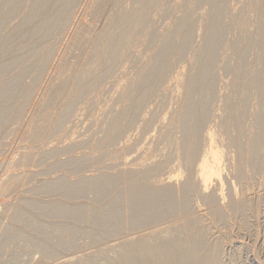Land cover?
<instances>
[{"label": "rangeland", "instance_id": "rangeland-1", "mask_svg": "<svg viewBox=\"0 0 264 264\" xmlns=\"http://www.w3.org/2000/svg\"><path fill=\"white\" fill-rule=\"evenodd\" d=\"M80 1L78 4H70V7L63 12V15L68 19L70 17L69 14L71 13V17H73L75 12L74 17L70 19H73L74 21L72 20L71 24L69 22V24L66 26L67 28L65 27L63 32L58 30L59 32L50 34L52 36L46 34V37H48V35L50 36L49 38L43 37L45 35H41V38L43 39H41L39 36L38 41H36L34 46L33 43H29L27 41V37L31 36V31L24 33L27 32V30L24 31L26 28L24 23L26 24V21L29 19L28 16L35 11L36 7L34 5L36 2H38V0H0V13H2V15L4 14V16L0 14V69L2 68L4 71L3 73L7 72L9 75L8 76L7 73L3 74L1 73L2 71H0V74L3 76H0V92L4 86H7L6 83H10L11 81H16L15 85L18 84V90L21 88L20 91L30 85L25 90L23 89L25 91L24 93L20 92L22 98L20 96L21 100L19 99L17 104H15L16 102L10 103L8 105L0 104V185L1 183L3 184V182L9 181L13 175L17 178L20 177V179L18 178L19 185H17V187L14 189H11L9 192H3L0 186V264H69L71 261L74 264H77V261H80L78 263L82 264H110L111 262L114 263L116 260L118 261L115 262L116 264H124V261H127L126 263H128V261L129 263H137L138 260L135 261L134 259L136 258H132V254L134 255L135 253V256H141L144 255L145 252L147 253V250H149V241H151L150 243L153 245L157 241L155 245L158 246H161V244L165 245V243L167 245H170V243L178 244V242L181 240H188L197 234V230H194L189 233L190 235L187 234L184 236L186 232H183L181 223L183 217L180 214L171 212L170 205L172 201L168 202L171 198V200L174 199L176 202L179 199L184 198L183 200L185 201L181 202H189L190 205H188V207H191H189V210H197V212L190 211V213L196 215L198 214L201 217L202 225L199 227L200 229H208L204 230L206 240L204 247H208L206 249L208 250L211 249V245L213 247L217 245L222 254H220L221 257L219 258L221 260V264H264V166H259L262 163L261 158L263 157L262 154L264 155V153H262L263 150L259 154L260 162L258 163L257 161L258 166L255 163L254 165L251 164L252 166H248L247 168L248 173H250L248 174V186L250 189L249 187L247 189L249 192H251L249 193L250 196L252 197L253 195V199H255L256 202L259 201V203L257 202L258 204L253 209V211L251 210L250 204H240L235 209V212L230 211L232 208L230 206L233 202L232 189H234L235 192L237 191L236 193L238 195L247 192V186L245 187V184L243 185L238 179L239 173L237 170L235 173V171H231L233 169H230L229 166V161L233 162V159L231 161L229 155H231V152H235L232 155L236 154L237 151L235 148L231 149V147L228 146H224V148L222 147L224 153L229 151L227 155L225 154V157H228L224 158V163L226 164H224L223 170V174L227 173L228 176L227 178V176L225 177L223 175V179L227 178L229 183L227 182L228 180H223V186L225 187H222L224 193L222 194L223 197L226 198L225 201H223L224 199L222 200V202L225 203H221V205L226 210L228 207H230L228 208L229 211H224L225 209L223 210L224 212L222 211V214L224 213V218L222 220L209 213L211 212L212 207L208 205V201L207 203L204 201L206 207L203 205L204 203H202L201 200H203L204 197L198 194L197 188L192 181L196 173V168L204 154L203 152L205 151L203 150L204 144L206 143L204 141V136L207 132H210L211 128L214 126L215 128L219 127V129H223V122L221 123L222 125L220 123L218 124L219 118L221 119L219 122H221L222 119H225L226 115L230 116L231 114V109L233 108L234 103L233 98L236 97L234 96V94H236L234 90L235 86L232 84V82L236 84V88L237 86H242L244 88L248 87L245 89L248 92L243 91L246 97H249L246 108V111L248 112V114H246L248 117L246 116L245 119H243V125H247L246 127H248V130L250 129L249 125H251V127L254 126V130H249L253 135L252 136L250 133L249 138L251 139L254 137V135L256 136V134H258L257 137H261L262 135L259 136V134L264 133V131H261L262 129L259 128L261 125L259 123H257V125L255 124V121H258L257 118L259 116L264 118V96L260 93L261 89L264 87V70L262 71L264 66L261 65L262 61L264 64V43H262V40L264 42V17L261 19L262 21L260 20V22L263 24L252 19V13H249L251 9L248 8V6L250 7V2L253 0ZM74 7L75 9H73ZM200 14H203L204 16ZM76 15L77 17L75 18ZM201 16L203 19H201ZM241 18L250 19V22L246 21L247 26L245 25V27H242V25L236 23L239 20H242ZM202 20L204 21L202 22ZM64 21L65 20H63L62 23L66 25L67 22L64 23ZM203 23L207 26L202 25ZM254 23L258 25V28H256V26H252ZM237 24L239 28L235 27ZM232 25L235 26L233 27ZM248 26L250 28H248ZM259 27L263 29L262 33L260 34H258L260 31ZM240 28H242L247 33H245L242 29L240 31ZM249 29L252 32L253 30L256 31L252 34V32L250 33ZM15 31H18L17 33H19L21 36L17 33H14ZM200 31L202 33H200ZM241 32H244V35ZM55 33H58L59 35H56ZM255 33L258 34L259 37L263 35V39L261 40V37L259 39L257 35H254ZM23 34L28 35L25 36V39H20L22 36L24 38ZM245 34L249 35L246 36ZM249 36L253 37L250 39ZM167 37L171 38V47L169 49L170 57L167 58V62H170H166V67L168 69H164V73L162 72L161 77L159 74L158 79L160 78L161 80L159 79V83H156L155 85L157 86V89L155 86L153 87L155 88L154 92H152L154 96L151 94L152 98L150 99L151 95L149 94L150 97L149 95H146L150 100L147 97L142 98V102L140 103L141 106L139 107L145 108H139L137 112V115L139 114L138 117L137 115L134 116V119L133 117H127L128 108H130V105L135 102L136 96L138 95L139 97L138 90L141 89L139 86L141 84L145 86L143 82L138 83L140 81V73L142 70H144V67L147 66V64L152 63V60L155 61L160 56V54L165 52L164 44ZM256 38H258V40H256ZM94 39L97 41V43ZM8 40L9 43L11 42L10 40H12V43L9 45ZM48 40H50L52 43ZM259 41L262 43V45ZM49 42L51 43L50 46L46 44ZM210 42H212L210 45L212 48L208 46ZM256 44H260L263 48L261 49V46H257ZM11 45L14 48L16 47L15 49H18V53L15 52V54L18 57H20V55L23 57L21 56L20 58H16L14 53H12L13 55L11 53L7 54L6 52L9 50V48H11ZM37 47L40 49H37ZM197 47H200V49L202 48L201 51L199 48L198 51ZM231 47L233 48L235 54L236 50H238L242 56L238 53V51L237 53L239 56H237V54L233 55L234 52L232 54L233 50ZM227 48H230L232 51L230 49L228 51ZM211 49H213V52H210ZM241 50L242 53L240 52ZM255 50L257 52H255ZM193 53L196 54L192 55ZM10 54L11 56H9ZM46 54L49 56V59ZM253 54L256 56L259 55V58H255L256 56ZM2 55H6L8 58L11 57V60L10 58L8 59ZM14 56L18 63H15L16 61L13 59ZM228 56L229 58H227ZM192 57L194 58V62L192 61ZM170 58L171 60H168ZM21 59L26 63L22 62ZM146 59L148 61L144 65L143 63L146 62ZM186 61H189L190 64L192 62L191 65L193 67H189L187 65L183 66L185 63H187ZM40 62L42 63L39 64ZM189 62L187 64H189ZM16 65H19L20 67ZM143 65L144 67H142ZM240 66L242 67V71H240ZM12 67L14 68L12 69ZM184 67H186L185 69L189 68V70L184 71ZM179 68L180 71L182 70L183 72L181 71V73H179V70V72L176 71ZM14 69L17 70L15 71ZM236 69L238 71H235ZM252 69H256V73L255 70ZM231 70H233V72ZM165 71L167 72L165 73ZM173 71L177 74H175ZM186 71L188 74L189 71L190 74L193 72L191 75L195 76L194 80L190 84H188V82L187 85L185 83L186 78L184 77V75L186 76L187 74ZM246 72H249V74L252 73L253 76H255V74H263L261 78L262 81H258L260 83L256 82L261 85L262 88L253 82L254 87L252 89L253 83L252 86H250L251 77L249 78L250 81L248 80V77H245L246 75H251ZM173 73L175 75H173ZM243 73L244 75H240ZM181 74L184 78H182ZM126 75H130L128 77L129 79L132 77L130 79V81L132 80V83L129 88L124 85V82L127 81ZM12 76L14 78L17 76L20 77H17L13 81L11 80V78L14 79ZM178 76H180V80L177 79ZM2 78H5L6 80H3ZM118 78H120L119 81ZM122 78L124 79V82L121 80ZM113 79L117 81H114ZM174 79L178 80V82H176ZM181 80L183 83H180L182 82ZM169 82L170 85L167 84ZM174 82L177 83L175 87ZM247 82H250V84L248 83L247 85ZM179 83L184 85L181 86ZM226 83L229 86L226 85ZM86 84H89L87 85L88 87ZM118 84H120L121 89L119 86H117ZM230 84H232L234 88H232L233 86ZM22 85L23 87H21ZM122 86L124 89H122ZM257 86H259V88ZM221 87L224 88L221 89ZM242 87L241 89L243 90L244 88ZM222 90H224L223 93ZM230 90H232V92ZM124 91H126V93ZM18 94L19 93H17V96H19ZM230 94L233 96H229ZM222 95L224 96V99H228H226V101H222ZM96 96H99V99ZM176 96L178 98H175ZM1 97L2 96H0V98ZM179 97L181 99L180 102ZM146 98L148 100H146ZM23 99H26V101ZM182 99L183 101L185 100L187 119L186 121L178 120L176 123V119L173 116L176 115L175 112L181 110L178 106H182ZM219 99L222 101V103ZM229 100L233 101L229 102ZM143 103L146 104L144 105ZM176 106L180 110H178ZM251 106H254L258 111L253 110V107ZM257 107L259 109H257ZM84 109L86 110L84 111ZM4 110H6L7 113ZM82 110L83 112H81ZM252 110L255 111V115L254 113L250 112ZM259 112L261 114H259ZM58 113L60 114L58 115ZM217 113H222L223 116H221V114L219 116ZM213 114H215V117L218 118L217 121H215L216 119L213 118ZM142 116H144V118ZM160 120L164 123H159ZM213 121L214 124H212L213 127H211V123H213ZM174 122L176 123V126L174 125ZM215 122L218 124V126L215 125ZM171 123L172 125H168ZM162 124L165 127V130L163 126L161 128ZM262 128L264 129V127ZM219 129H215V131L217 133L220 131L221 133V131L224 130ZM248 130H245L246 133ZM215 131L212 132L214 133ZM249 131L247 134H245L249 135ZM253 131H255V133H253ZM217 133H215V136H219ZM153 137L155 141L154 139L152 140ZM205 146L207 145L205 144ZM46 148L47 150H45ZM145 148L147 150H145ZM204 149H206V147H204ZM230 149L232 151H230ZM144 151H147L148 156H146ZM26 154L32 157L31 159L28 157V160H30H27V162L22 160L23 156ZM232 155L231 158H234ZM78 157L81 158L79 159ZM127 158L129 159L127 160ZM125 159L126 162L128 161V165L126 162H124ZM227 159L229 161H227ZM234 159H236V157ZM122 163H124V167ZM125 165L131 168H126ZM176 166L180 170V173H178L179 170H176L178 175H176L177 173H173V175H176H174V177L178 176V179L180 177L179 175L181 174L180 181H178L181 183V179L183 177L182 185L184 186L187 184V189L185 188L187 191L185 190L184 193V191H182L183 186H180L182 189L176 186L177 192L174 188V191H172L175 194H173L172 197H168L169 199L164 197L166 200L164 199L163 202L166 203H162L160 206L161 208L159 207L155 212L159 213L160 210V213L162 214L159 215L157 213V216H160V218L156 216V219L160 220L158 222L155 219L149 222L147 219H145L147 217H144L146 213H142L143 215H140L142 217H140L141 225L139 224L137 227L132 225V223L135 221L134 217L131 218L133 222L131 220L130 223L129 218L132 217L130 215H133V213L129 207L130 204H128L127 201L125 202V199L127 200L126 194H123L124 190L126 189L125 186H119V190H117V193L124 195L125 198L123 196H119V194H117L119 198L116 195H112L113 197L110 195V197H96L97 194L94 193L95 191H93L94 189L92 188L94 186L91 187L92 184L95 185L97 180L103 178L104 176H120V173L122 172L123 174V171H126V169L130 171H139V173H141L139 177L141 180L146 181L152 176H155L156 178H160L162 180L164 179V184H166L169 181V177H172L171 171L176 172ZM226 167L229 171L225 170L227 169ZM167 171L170 172V175ZM137 172L135 171V173ZM233 172L235 175H237V178L233 176ZM252 172H254V174ZM111 174L112 176H110ZM7 175H9V177ZM1 179L3 180L1 181ZM233 179H235L234 183ZM69 181L71 182L69 183ZM225 182H227L229 186L225 184ZM67 183L72 188H70ZM167 184L170 185L169 182ZM232 184L235 186L233 185L232 187ZM179 185L181 184H178V186ZM212 185L213 184L209 186L208 193L210 192L212 194V192L215 191L214 194H216L217 189L213 188L215 185H213V187ZM226 185L229 188H227ZM80 189L85 191L77 192ZM179 189L181 190L178 191ZM212 189L215 190L213 191ZM229 190L231 194H229ZM210 193L209 195H211ZM259 193L260 195H258ZM256 196L259 197L257 198ZM174 197H178L179 199L176 200ZM227 198H229L231 201ZM35 203L37 204V207L34 206ZM226 203L229 204L228 207H226ZM116 205L120 206L119 209L122 207V212L121 210H118L121 213L112 212L114 211L113 209L116 208H114ZM162 205H165L166 207ZM33 207H36L35 210ZM61 207H63L64 214H67L63 215L58 211ZM68 207L69 209L72 207L73 210L79 211V213L84 212V215L82 214L83 217H81V214H79V216H81L78 217L82 219H78L81 222L78 221L77 218L74 220L71 214H68V211H65L68 210ZM123 208L130 212H126ZM198 209L200 211H198ZM16 210L17 212H15ZM18 210L21 211L19 212L21 214V217L19 218L17 215H15L16 213L18 214ZM58 212L60 214H58ZM107 212H109V215ZM87 216H90V221L88 220ZM128 216L129 218H127ZM12 217L14 220L11 219ZM91 217L92 219H99L96 221H100V223L98 222L97 224L95 221L94 224V221L90 219ZM164 217L165 219L163 220ZM100 219H102L103 222ZM177 220L181 223V226ZM167 225H169V227L171 226L169 233H161L162 229L165 230L163 227H166V229L169 228ZM175 228H177V230ZM76 230H78V232ZM156 230L157 233L154 234L155 236L150 235L153 232L155 233ZM143 231L145 232L143 233ZM66 232H69L68 235L71 232V235L74 233L73 236L69 235L72 237V242L69 240L71 237L69 238V236L65 234ZM64 234L66 235L65 239ZM67 236L69 238L67 239L68 241L66 240ZM148 236L151 237L148 238ZM141 237L142 239H140ZM136 238L139 240H136ZM143 239H147V241L145 240L147 243L143 242ZM133 242H136L137 244H131ZM174 244H172V246ZM180 246L181 245H179L178 248L181 250L179 251L181 252L180 254H182L183 249L182 246ZM150 252H153V250H149L148 253ZM150 254L154 255L153 253ZM146 264H151V262Z\"/></svg>", "mask_w": 264, "mask_h": 264}, {"label": "bare ground", "instance_id": "bare-ground-1", "mask_svg": "<svg viewBox=\"0 0 264 264\" xmlns=\"http://www.w3.org/2000/svg\"><path fill=\"white\" fill-rule=\"evenodd\" d=\"M80 0H38V2H36L35 3V11L33 12V13H31L28 17H29V19H28V17H27V19L29 20H27L26 21V24L24 23V25H25V27L24 26H22V27H24L25 28V30L24 31H26L27 30V32H24L22 29V31L24 32V33H28L29 31H31L30 32V34H31V36H29V37H27L28 39H27V41L30 43H33V45L35 46V43H36V41H38V38H39V36H40V38L42 37L41 35H45V36H43V37H46V34H52V33H54V32H63L64 31V29H65V27L69 24V22H70V24H71V21L73 20H70L71 18H73L74 17V15H75V12H74V14H73V17H71V13L69 14L70 15V17H69V19L68 18H66L64 15H63V12L65 11V10H67L69 7H70V4H74V3H80L79 2ZM245 1V0H244ZM243 2V1H242ZM247 2V1H246ZM250 2V1H249ZM251 3V5H250V7L248 6V8H250L251 10H250V12L249 13H252V19L254 20V21H256V22H260V20L264 17V0H253L252 2H250ZM249 3V4H250ZM37 4V5H36ZM77 4H76V6H77ZM240 4V3H239ZM242 4V3H241ZM238 5V4H237ZM248 5V4H247ZM18 6V5H17ZM75 6V7H76ZM75 7L73 8V9H75ZM243 7V6H242ZM246 7V6H245ZM15 8V7H14ZM77 8V7H76ZM232 8V7H231ZM237 8V7H236ZM240 8V7H239ZM16 9H17V7H16ZM72 9V10H73ZM80 10V9H79ZM79 10H78V12H79ZM241 10H242V8H241ZM244 10V9H243ZM234 11H236V10H234ZM72 12V13H73ZM77 12V11H76ZM202 13V12H201ZM248 13V14H249ZM1 15H2V13H0ZM204 14V13H203ZM203 14H200V15H203ZM246 14V13H245ZM0 15V16H1ZM234 15V14H233ZM232 15V16H233ZM251 15V14H250ZM2 16H4V14L2 15ZM204 16V15H203ZM77 17V15L75 16V18ZM202 17V16H201ZM239 17V16H238ZM156 18V17H155ZM201 19H203V17L201 18ZM200 19V20H201ZM208 19V18H207ZM206 19V20H207ZM242 19V18H241ZM63 20H65L64 21V23H66L67 22V24L65 25V24H63L62 23V21ZM78 20V19H77ZM250 19L249 18H243L242 20H239L238 22H236V23H239V25H242V27H245V25H246V21H249ZM259 20V21H258ZM264 20V19H263ZM74 21V20H73ZM75 21H76V19H75ZM204 20H202V22H203ZM262 21V20H261ZM154 22V21H153ZM201 22V21H200ZM201 22V23H202ZM250 22V21H249ZM264 22V21H263ZM205 23V22H204ZM202 24V25H205V26H207L206 24H207V22H206V24ZM235 23V22H234ZM260 23H262V22H260ZM228 24V23H227ZM252 24V23H251ZM254 24H256V23H254ZM252 25V26H256V28H258V25L256 24V25ZM263 24V23H262ZM62 25V26H61ZM201 25V26H202ZM71 26H73V25H71ZM70 26V27H71ZM233 26V25H232ZM235 26V25H234ZM233 26V27H234ZM247 26V25H246ZM260 26V25H259ZM262 26V25H261ZM61 27V28H60ZM204 27V26H203ZM235 27H237V28H239V26H238V24H237V26H235ZM241 27V26H240ZM23 28V29H24ZM67 28V27H66ZM73 28V27H72ZM71 28V29H72ZM201 28V27H200ZM205 28V27H204ZM207 28V27H206ZM247 28V27H246ZM248 28H250L249 26H248ZM253 28V27H252ZM256 28H254V29H256ZM260 28V31L258 32V34H260V33H262V31H263V29L261 28V27H259ZM17 29H19V28H17ZM70 29V28H69ZM233 29V28H232ZM241 29L242 28H240V31H241ZM59 30V31H58ZM202 30V29H201ZM206 30V29H205ZM230 30V29H229ZM243 30V29H242ZM251 30H253V29H251ZM257 30V29H256ZM255 30V31H256ZM22 31H20V32H22ZM65 31H67V30H65ZM244 31V30H243ZM249 31H250V29H249ZM254 30H253V32H255ZM18 32V31H17ZM16 31L14 32V33H17ZM22 32V33H23ZM34 32V33H33ZM245 32V31H244ZM244 32H241V33H243V35H244ZM252 31H250V33H251ZM253 32H252V34H253ZM65 33V32H64ZM68 33V32H67ZM71 33V32H70ZM200 33H202L201 31H200ZM199 33V34H200ZM245 33H247V32H245ZM249 33V32H248ZM17 34H19V33H17ZM56 34V33H55ZM58 34V33H57ZM56 34V35H57ZM252 34H250V35H252ZM258 34H254V35H257L258 36V38L260 39V37H261V40L263 39L262 38V36H260L259 37V35ZM263 34H264V32H263ZM20 35V34H19ZM24 35V38H23V36H22V38H20V39H25V36H27L26 34H23ZM48 35V37H46V38H49L50 36H52V35H50L49 36ZM59 35V34H58ZM73 35V34H72ZM201 35V34H200ZM240 35V34H239ZM246 36H248L247 34H245ZM12 36V35H11ZM16 36V35H15ZM21 36V35H20ZM64 36V35H63ZM80 36V35H79ZM235 36V35H234ZM17 37V36H16ZM19 37V36H18ZM251 37H253V36H249V38L251 39ZM264 37V36H263ZM14 38V37H13ZM46 38H45V40H46ZM54 38V37H53ZM52 38V39H53ZM202 38H204V37H202ZM248 38V37H247ZM258 38H256V40H258ZM12 39V38H11ZM15 39V38H14ZM41 39H43V38H41ZM61 39V38H60ZM63 39V38H62ZM73 39V38H72ZM101 39V38H100ZM171 38L170 37H167L166 38V41H165V44H164V49H165V52L163 53V54H160V56L157 58V57H155V58H157L156 60H155V58H154V60L155 61H153L152 60V63H150V64H147V66H145L144 67V65L147 63V59H146V62H144L143 64V66L142 67H144V70H142L141 71V73H140V81L138 82V83H142L143 82V84H145V86L144 85H140L139 87H141V89H139L138 91H139V97H138V95L136 96V98H135V102H134V100H133V104L132 105H130V108H128V116L127 117H133V119H134V116H136L137 115V112H138V110H139V108H141V107H139V106H141L140 105V103L142 102V98H145V97H147L149 94L151 95L152 94V92H154V90H155V88L157 87V86H155L156 85V83L158 84L159 83V81L161 80L160 78V80L158 79V77H159V74H160V77L162 76L161 74H162V72L164 71V69L166 68V69H168L167 67H166V62H167V58L168 57H170L169 56V49H170V47H171V40H170ZM250 39H248V40H250ZM16 40H19V39H16ZM51 40V39H50ZM50 40H48V41H50ZM95 40V39H94ZM11 42L9 43V40H8V45L9 44H11L12 43V40H10ZM21 41V40H20ZM32 41H34V42H32ZM96 41V40H95ZM51 42V41H50ZM46 43V44H48L49 46H50V44L52 43ZM199 42H200V40H199ZM260 42V41H259ZM96 43H97V41H96ZM201 43V42H200ZM261 43V42H260ZM262 43H264L263 42V40H262ZM262 43H261V45H262ZM16 44V43H15ZM63 44V43H62ZM208 44V43H207ZM212 44V42H210L209 44H208V46L209 47H211L210 45ZM235 44H237V43H235ZM40 45V44H39ZM93 45V44H92ZM99 45V44H98ZM257 46H261L260 44H256ZM13 46H14V44H13ZM12 45H11V48H9V50H7V54H9V53H14L15 54V52L16 53H18V49H15L14 47H13ZM55 46V45H54ZM200 46V45H199ZM207 46V45H206ZM256 46V47H257ZM8 47H10V46H8ZM40 47V46H39ZM39 47H37V49L39 48ZM42 47V46H41ZM196 47V46H195ZM201 47H202V45H201ZM254 47V46H253ZM21 48V47H20ZM52 48V47H51ZM200 49V47H197V49ZM212 48V47H211ZM232 48V47H231ZM263 47L261 46V49H262ZM8 49V48H7ZM34 49V48H33ZM40 49V48H39ZM42 49V48H41ZM46 49V48H45ZM199 49H198V51H199ZM202 49V48H201ZM201 49H200V51H201ZM225 49V48H224ZM228 49V51H229V49L230 48H227ZM226 49V50H227ZM254 49V48H253ZM259 49H260V47H259ZM43 50V49H42ZM42 50H40V51H42ZM47 50V49H46ZM45 50V51H46ZM196 50V49H195ZM213 49H211V51L210 52H213L212 51ZM231 50V49H230ZM232 50H233V48H232ZM231 50V51H232ZM258 50V49H257ZM39 51V52H40ZM48 51V50H47ZM92 51V50H91ZM133 51V50H132ZM237 51L238 50H236V54H237V56H239L238 55V53H239V51H238V53H237ZM263 51H264V48H263ZM55 52V51H54ZM197 52V51H196ZM233 52H234V50L232 51V54H233ZM241 53H242V50L240 51ZM255 52H257L256 50H255ZM21 53V52H20ZM223 53H224V51H223ZM226 53V52H225ZM252 53V52H251ZM254 53V52H253ZM260 53V52H259ZM264 53V52H263ZM6 54V55H7ZM11 54L9 55V56H11ZM31 54V53H30ZM34 54V53H33ZM37 54V53H36ZM89 54V53H88ZM91 54V53H90ZM194 54H196V53H193L192 55H194ZM229 54H231V53H229ZM228 54V55H229ZM235 54V52H234V54L233 55H236ZM240 54V53H239ZM6 55H2V56H4V57H6V58H8ZM13 55V54H12ZM19 55V54H18ZM191 55V56H192ZM223 55V54H222ZM241 55V54H240ZM253 55H255V54H253ZM264 55V54H263ZM15 56H16V58H20L22 55H20V57H18L16 54H15ZM15 56H14V58L13 59H15V61H16V58H15ZM37 56V55H36ZM46 56L48 57V59H49V56L46 54ZM89 56V55H88ZM229 56H231V55H229ZM229 56L227 57V58H229ZM242 56V55H241ZM256 56V55H255ZM254 56V57H255ZM23 57V56H22ZM46 57V58H47ZM150 57V56H149ZM194 57V56H193ZM192 57V58H193ZM253 57V56H252ZM259 58V55H257L255 58ZM10 58V60H11V57H9ZM8 58V59H9ZM34 58V57H33ZM153 58V57H152ZM191 58V59H192ZM213 58V57H212ZM212 58H211V60H212ZM233 58V57H232ZM242 58V57H241ZM26 59V58H25ZM56 59V58H55ZM189 59V58H188ZM207 59H208V56H207ZM240 59V58H239ZM252 59V58H251ZM263 59V58H262ZM29 60V59H28ZM27 60V61H28ZM31 60V59H30ZM46 60V59H45ZM44 60V61H45ZM59 60V59H58ZM168 60H171V58L170 59H168ZM190 60V59H189ZM221 60V59H220ZM14 61V60H13ZM14 61V62H15ZM20 61V60H19ZM21 61L22 62H24L22 59H21ZM26 61V60H25ZM191 61V60H190ZM192 61L194 62V58L192 59ZM207 61H209V60H207ZM13 62V63H14ZM22 62H19V63H22ZM38 62V61H37ZM151 62V61H150ZM168 62H170V61H168ZM167 62V63H168ZM187 62V61H186ZM189 62V61H188ZM187 62V63H188ZM210 62V61H209ZM254 62V61H253ZM261 62V61H260ZM259 62V63H260ZM12 63V62H11ZM15 63H18V61H16ZM24 63H26V62H24ZM28 63V62H27ZM42 62H40L39 64H41ZM187 63H185L183 66H185V65H187V66H189V67H191L192 65V62H191V64H190V62H189V64H187ZM218 63V62H217ZM44 64H46V63H44ZM15 65V64H14ZM182 65V64H181ZM238 65H239V63H238ZM262 66H264V64H263V61H262V64H261ZM16 66H18V67H20L19 65H16ZM22 66V65H21ZM38 66V65H37ZM186 66V67H187ZM1 67V66H0ZM42 67V66H41ZM148 67V68H147ZM186 67H184L183 69H184V71L185 70H189V68H187V69H185ZM193 67V66H192ZM241 67V66H240ZM14 67H12V69H13ZM25 68H27V67H25ZM40 68V67H39ZM121 68V67H120ZM128 68V67H127ZM234 68H235V66H234ZM123 69H125V68H123ZM140 69V68H139ZM182 69V68H181ZM190 69H192V68H190ZM226 69V68H225ZM238 70H240L239 68H237ZM235 70V71H238V70ZM15 71L17 70V69H14ZM13 70V71H14ZM87 70V69H86ZM108 70V69H107ZM120 70V69H119ZM170 70V69H169ZM169 70H167V71H169ZM176 70V69H175ZM180 71V68L179 69H177L176 71ZM252 70H255V73H256V69H252ZM264 70V67L262 68V71ZM0 71H2L1 73H3L4 71L2 70V68L0 69ZM6 71H8V70H6ZM5 71V72H6ZM22 71H24V70H22ZM123 71V70H122ZM167 71H165V73L167 72ZM178 71V72H179ZM182 71V70H181ZM181 71L179 72V73H181ZM191 71V70H190ZM190 71H189V74H190ZM232 72H233V70H231ZM240 71H242V67H241V70ZM110 72V71H109ZM174 72V71H173ZM183 72V71H182ZM187 72V71H186ZM185 72V73H186ZM7 73V72H6ZM6 73H3V74H6ZM11 73V72H10ZM18 73V72H17ZM164 73V72H163ZM175 74H177L176 72H174ZM173 73V75H175ZM178 73V74H179ZM193 73V72H192ZM191 73V74H192ZM241 73V72H240ZM246 73H248L249 74V72H246ZM254 73V72H253ZM20 74V73H19ZM115 74V73H114ZM120 74V73H119ZM125 74H127V73H125ZM183 74V73H182ZM181 74V76H182V78H186V80H187V82H186V80H185V83H186V85H187V83L188 84H190L193 80H194V77L195 76H192L191 74L189 75L188 74V72H187V74H186V76L184 75V77H183V75ZM7 75H8V73H7ZM11 75H12V73H11ZM21 75V74H20ZM98 75V74H97ZM117 75V74H116ZM124 75V74H123ZM240 75H244V73L243 74H240ZM249 75H251V76H245L246 78L248 77V80H249V78L251 77V85L250 86H252V83L254 82L255 84H258V83H260V82H258V81H262V75L263 74H260V75H256L255 74V76H253V74L251 73V74H249ZM0 76L1 77H3L1 74H0ZM5 76V75H4ZM9 76V75H8ZM14 76V75H13ZM12 76V77H13ZM72 76V75H71ZM74 76V75H73ZM88 76V75H87ZM107 76V75H106ZM113 76V75H112ZM111 76V77H112ZM127 76V75H126ZM130 76V75H129ZM129 76H127L126 78H127V81L126 82H124V79L122 78L121 80H123V82L125 83L124 85L126 86V87H130L131 86V81H130V79L132 78H128ZM177 76V75H176ZM192 76V77H191ZM238 76H239V72H238ZM18 77V76H17ZM16 77V78H17ZM20 77V76H19ZM18 77V78H19ZM77 77V76H76ZM86 77V76H85ZM102 77V76H101ZM121 77V76H120ZM124 77V76H123ZM179 77V78H178ZM177 77V79L178 80H180V76H178ZM190 77V78H189ZM241 77V76H240ZM8 78V77H7ZM14 78V77H13ZM16 78H14V79H12L11 78V80H15ZM110 78V77H109ZM126 78H125V80H126ZM174 78V77H173ZM3 79V78H2ZM5 79V78H4ZM3 79V80H4ZM8 79H10V78H8ZM76 79V78H75ZM85 79V78H84ZM119 79L120 78H118V81H119ZM176 79V78H175ZM174 79V80H175ZM230 79V78H229ZM232 79H233V77H232ZM237 79H238V77H237ZM2 80V81H3ZM6 80V79H5ZM71 80V79H70ZM78 80V79H77ZM96 80V79H95ZM106 80H108V79H106ZM114 80V79H113ZM139 80V79H138ZM178 80H175L176 82H178ZM184 80V79H183ZM190 80V81H189ZM247 80V79H246ZM1 81V80H0ZM8 81V80H7ZM6 81V82H7ZM80 81V80H79ZM86 81H87V79H86ZM114 81H117V80H114ZM134 81V80H133ZM182 81V80H181ZM226 81V80H225ZM232 81H235V80H232ZM5 82V83H6ZM67 82V81H66ZM74 82V81H73ZM92 82V81H91ZM103 82V81H102ZM111 82V81H110ZM122 82V83H123ZM172 82H173V79H172ZM176 82H174V83H172V84H174V87H175V85L177 84ZM180 82V81H179ZM227 82H229V81H227ZM250 82H247V85H248V83L250 84ZM256 82H258V83H256ZM4 83V84H5ZM15 83H16V81H14V82H10V83H6L7 84V86H4V88L1 90V92H0V96H2L1 98H0V104L2 105V104H10V103H15V104H17V102L19 101V99H20V96H21V93L23 92H25L24 90L26 89V88H28V87H26L24 90L22 89V91H20L21 90V88L18 90V88H19V86H18V84H16L15 85ZM93 83V82H92ZM112 83V82H111ZM114 83H116V82H114ZM120 83H121V81H120ZM180 83H183V81L182 82H180ZM179 83V84H180ZM237 83V82H236ZM246 83V82H245ZM254 83H253V86H252V89H253V87H254ZM263 83H264V81H263ZM66 84V83H65ZM81 84V83H80ZM113 84V83H112ZM117 84V83H116ZM168 85H170V82L169 83H167ZM178 84V85H179ZM235 86V88H234V86ZM232 84H230V85H232V86H230V87H232V88H234V90H235V92H236V94H234V96H236L235 98H233V100H234V103H233V108L231 109L232 111H231V114H230V116L229 115H226V117H225V119H222V121L221 122H219L221 119L219 118V120H218V124L220 123H222L223 122V129H219V127H217V128H215V126L213 127V125L212 124H214V121H213V123H211V127H213V128H211V130L212 131H215V129H219V130H223L224 131V133H223V131H221V133H223V134H221L220 133V131H218L219 133H217L216 131L213 133L211 130H210V132H207L206 133V135L204 136V141L206 142H204L207 146H205V144H204V147H206V149H204V147H203V150H205L203 153V156L201 157V159H200V163L198 164V166H197V168H196V173H195V176H194V179L192 180L193 181V183L195 184V186H196V188H197V192H198V194H200L201 196H203L204 198H205V200H204V198H203V200H201L202 201V203H204L203 205L205 206L206 204H205V202L207 203V201H208V205L209 206H211L212 207V210H211V212H209V213H211L212 215H214L216 218H219V219H223L224 218V213L222 214V211L225 209V208H223L222 207V205H221V203H223L222 202V200L223 201H225V198L223 197V188L225 187V186H223V180H225V181H227L228 179V176H227V173L226 174H223V170H224V164H226V163H224L225 162V160H224V158H227L228 156H226L225 157V154L227 155V153H229V151H227V153H224V150L222 149V147L224 148V146H228V147H231V149H233V148H235L236 149V154L235 155H232V154H234V153H232L231 152V155L232 156H234V158L236 157V159H234V158H231V155H229L230 156V159H231V161H232V159H233V162H230L228 159H227V161H229V166H230V169H233V170H231V171H235V173H236V170H237V172L239 173L238 174V179H239V181L244 185L245 184V187H246V189L249 187L248 185H249V176H248V174H250V173H248V171H247V168H248V166H252L251 164H255L256 163V165L258 166V164H257V161H258V163L260 162L259 161V154H260V152L262 151V153H264V137H263V134L264 133H262V132H260V133H262V134H259V136H261V137H257V135L258 134H256V136L254 135V137H252L253 135H252V132H250L249 130H251V129H253L254 130V126L253 127H251V125H249V127H250V129L248 130V127H246L247 125H243V119H245V117L247 116V114H248V112L246 111V108H247V103H248V99H249V97H246V95H245V93L244 92H246L247 90H245V89H247L246 87L244 88V87H242V88H244L243 90L241 89V87L240 86H237V88H236V84H234L233 82H232ZM87 85H89V84H86V86ZM107 85V84H106ZM110 85V84H109ZM115 85V84H114ZM123 85V84H122ZM160 85V84H159ZM159 85H158V87H159ZM177 85V86H178ZM181 86H183L182 84H180ZM226 85H228L227 83H226ZM245 85V84H244ZM259 85V84H258ZM66 86V85H65ZM64 86V87H65ZM85 86V85H84ZM117 86H119L120 87V84H118ZM124 86V87H125ZM144 86V87H143ZM155 86V88H153ZM162 86V85H161ZM172 86V85H171ZM170 86V87H171ZM229 86V85H228ZM260 87H261V85H259ZM259 86H257L258 88H259ZM21 87H23V85L21 86ZM61 87H63V86H61ZM76 87V86H75ZM88 87V86H87ZM107 87V86H106ZM113 87V86H112ZM125 87V88H126ZM167 87V86H166ZM173 87V86H172ZM171 87V88H172ZM227 87V86H226ZM108 88V87H107ZM176 88H179V87H176ZM175 88V89H176ZM222 88H224V87H221V89ZM250 88V87H249ZM262 88V87H261ZM260 88V89H261ZM63 89V88H62ZM61 89V90H62ZM86 89V88H85ZM90 89V88H89ZM116 89V88H115ZM120 89H121V87H120ZM119 89V90H120ZM122 89H124L123 88V86H122ZM127 89V88H126ZM157 89V88H156ZM163 89V88H162ZM166 89V88H165ZM165 89H164V91H165ZM175 89H173V90H175ZM229 89V88H228ZM251 89V88H250ZM259 89V90H260ZM16 90H17V93H19L18 95L19 96H17V93H16ZM75 90V89H74ZM98 90V89H97ZM129 90V89H128ZM168 90H169V88H168ZM234 90H233V92H234ZM255 90H257V89H255ZM19 91V92H18ZM69 91V90H68ZM86 91V90H85ZM92 91V90H91ZM137 91V92H138ZM172 91V90H171ZM170 91V92H171ZM177 91H178V89H177ZM223 91L224 90H222V93H223ZM226 91V90H225ZM231 92H232V90H230ZM244 91V92H243ZM21 92V93H20ZM27 92V91H26ZM84 92V91H83ZM90 92V91H89ZM125 93H126V91H124ZM123 92V93H124ZM129 92V91H128ZM136 92V93H137ZM248 92V91H247ZM101 93V92H100ZM122 93V92H121ZM165 93V92H164ZM169 93V92H168ZM225 93V92H224ZM254 93V92H253ZM260 93H261V95H263L264 96V87H263V89H261V91H260ZM27 94V93H26ZM29 94V93H28ZM31 94V93H30ZM33 94V93H32ZM88 94V93H87ZM96 94V93H95ZM94 94V95H95ZM120 94V93H119ZM178 94V93H177ZM248 94V93H247ZM97 95H98V93H97ZM147 95V96H146ZM150 95H149V97H150ZM153 95V94H152ZM152 95H151V97H150V99L152 98ZM169 95V94H168ZM178 95H180V94H178ZM223 95H225V94H223ZM222 95V98L223 99H221L222 101H226V99H228V98H226V99H224V96ZM26 96V95H25ZM33 96V95H32ZM154 96V95H153ZM226 96H227V94H226ZM225 96V97H226ZM229 96H231V94L229 95ZM233 96V95H232ZM231 96V97H232ZM23 97H24V95H23ZM28 97V96H27ZM30 97V96H29ZM97 98L99 97V96H96ZM149 97H147L148 99H149ZM158 97V96H157ZM172 97H173V95H172ZM228 97V96H227ZM231 97H230V99H231ZM262 97V96H261ZM21 98H22V96H21ZM146 98V100H148ZM161 98V97H160ZM175 98H178L177 96L175 97ZM99 99V98H98ZM149 99V100H150ZM172 99V98H171ZM174 99V98H173ZM184 99V98H183ZM183 99H182V101L181 102H183V104H182V106L181 105H179L178 107L181 109H178V107H177V109L178 110H180V111H178V112H175L176 113V115L175 116H173V117H175V119H176V123H177V121L178 120H182V121H186V116H187V108L185 107V100L183 101ZM252 99V98H251ZM254 99V98H253ZM21 100V99H20ZM24 101H26V99H23ZM156 100V99H155ZM180 97H179V102H180ZM220 100V99H219ZM220 100V101H221ZM233 100H229V102H231V101H233ZM157 101V100H156ZM222 101H221V103H222ZM143 102H144V99H143ZM147 102V101H146ZM154 102V101H153ZM172 102V101H171ZM170 102V103H171ZM254 102V101H253ZM22 103H23V101H22ZM21 103V104H22ZM155 103V102H154ZM255 103V102H254ZM14 104V105H15ZM144 104V103H143ZM146 104V103H145ZM144 104V105H145ZM174 104H176V103H174ZM19 105V104H18ZM150 105H153V104H150ZM16 106V105H15ZM143 106V105H142ZM175 106V105H174ZM181 106V107H180ZM232 106V105H231ZM20 107V106H19ZM70 107H72V106H70ZM86 107V106H85ZM148 107V106H147ZM228 107V106H227ZM251 107H253V110H256L255 109V107L254 106H251ZM142 108H145V107H142ZM141 108V109H142ZM151 108V107H150ZM169 108H172V107H169ZM218 108H219V106H218ZM5 109V108H4ZM152 109V108H151ZM176 109V108H175ZM176 109V110H177ZM229 109V110H230ZM257 109H259L258 107H257ZM3 110V109H2ZM86 109H84V111H85ZM145 110V109H144ZM249 110V109H248ZM250 111V112H252V113H254V115H255V111ZM4 111H6V110H4ZM70 111V110H69ZM170 111V110H169ZM175 111V110H174ZM256 111H258V110H256ZM79 112V111H78ZM81 112H83V110L81 111ZM142 112H143V110H142ZM220 112H222V111H220ZM261 112V111H260ZM259 112V114H261ZM263 112V111H262ZM6 113H7V111H6ZM126 113V114H127ZM174 113V112H173ZM174 113V114H175ZM213 113H214V111H213ZM223 113V112H222ZM222 113H220L221 114V116H223V114ZM247 113V114H246ZM251 113V114H252ZM264 113V112H263ZM60 113H58V115H59ZM63 114V113H62ZM143 114V113H142ZM147 114V113H146ZM217 114H219V113H217ZM220 114H219V116H220ZM246 114V115H245ZM258 114V115H259ZM57 115V116H58ZM68 115V114H67ZM78 115V114H77ZM139 115V114H138ZM138 115H137V117H138ZM214 115V116H213ZM212 116H213V118H215L214 120L215 121H217V119L218 118H216L215 117V114H213ZM253 115V114H252ZM257 115V116H258ZM82 116V115H81ZM144 116H145V114H144ZM144 116H142L143 118H144ZM164 116H166V115H164ZM78 117V116H77ZM140 117V116H139ZM248 117V116H247ZM62 118V117H61ZM66 118V117H65ZM146 118V117H145ZM164 118V117H163ZM166 118V117H165ZM223 118V117H222ZM257 118V117H256ZM59 119H60V117H59ZM79 119V118H78ZM174 119V120H175ZM65 120V119H64ZM135 120H137V119H135ZM162 120V119H161ZM160 120V122L159 123H164L163 121H161ZM166 120V119H165ZM164 120V121H165ZM174 120H172V121H174ZM224 120V121H223ZM257 120L258 121H255L256 123V125H257V123H259L260 125H261V127H259V128H261L262 130L261 131H264V129L262 128V127H264V118L262 117L261 118V116H259L258 118H257ZM78 121V120H77ZM139 121V120H138ZM142 121V120H141ZM136 122V121H135ZM144 122V121H143ZM148 122V121H147ZM174 122V123H175ZM246 122V121H245ZM249 122V121H248ZM54 123H56V122H54ZM167 123V122H166ZM173 123V122H172ZM172 123L171 124H168V125H172ZM176 123L174 124L175 126H176ZM218 124H216V122H215V125L216 126H218ZM145 125V124H144ZM75 126V125H74ZM162 126H163V124L161 125V128H162ZM167 126V125H166ZM246 128H245V127ZM259 126V125H258ZM164 127V126H163ZM172 127V126H171ZM170 127V128H171ZM221 127V126H220ZM74 128V127H73ZM138 128H139V126H138ZM173 128V127H172ZM244 128V129H243ZM52 129V128H51ZM71 129V128H70ZM248 130L249 131V135H246L247 133H248V131H247V133H246V131L245 130ZM164 130H165V127H164ZM170 130V129H169ZM74 131V130H73ZM167 131V130H166ZM209 131V130H208ZM252 131V130H251ZM51 132V131H50ZM215 133H217V134H219V136H215ZM246 133V134H245ZM250 133H251V137L253 138V140H252V138L250 139L249 138V136H250ZM253 133H255V131H253ZM69 134V133H68ZM221 134V135H220ZM151 135H153V134H151ZM255 137H257V138H255ZM66 138V137H65ZM150 138V137H149ZM255 138V139H254ZM67 139V138H66ZM154 139V137L152 138V140ZM151 140V141H152ZM58 141V140H57ZM64 141V140H63ZM154 141H155V139H154ZM154 141H152V142H154ZM202 141V140H201ZM200 141V142H201ZM60 142V141H59ZM59 142H57V143H59ZM203 142V141H202ZM149 143V142H148ZM55 144H56V142H55ZM54 144V145H55ZM150 144V143H149ZM59 145V144H58ZM51 146V145H50ZM145 146V145H144ZM201 146V145H200ZM47 147H49V146H47ZM54 147V146H53ZM151 147V146H150ZM58 148V147H57ZM149 148V147H148ZM141 149H142V147H141ZM140 149V150H141ZM230 149V151H232ZM45 150H47V148L45 149ZM139 150V151H140ZM145 150H147L146 148H145ZM150 150V149H149ZM148 150V151H149ZM202 150V151H203ZM46 152V151H45ZM145 153H146V156H148V154H147V151H144ZM144 152H143V154H144ZM40 153V152H39ZM22 155V154H21ZM28 154H26V155H24L23 156V158H22V160L23 161H26L27 162V160H28V157L31 159L32 157H30L29 155L27 156ZM32 155V154H31ZM149 155H150V153H149ZM237 155V156H236ZM86 156V155H85ZM156 156V155H155ZM263 156V157H262ZM262 158H261V161H262V163L264 164V155L262 154ZM36 157V156H35ZM75 157V156H74ZM84 157V156H83ZM150 157V156H149ZM18 158V157H17ZM34 158V157H33ZM79 158V157H78ZM78 158H76V159H78ZM81 158V157H80ZM79 158V159H80ZM29 159V160H30ZM75 159V160H76ZM84 159V158H83ZM85 159H86V157H85ZM84 159V160H85ZM129 158H127V160H128ZM28 160V161H29ZM36 160V159H35ZM132 160V159H131ZM74 161V160H73ZM82 161V160H81ZM130 161V160H129ZM64 162V161H63ZM124 162H126V159H125V161ZM128 162V161H127ZM126 162V163H127ZM175 162H176V160H175ZM174 162V163H175ZM179 162V161H178ZM61 163V162H60ZM75 163H77V162H75ZM129 163H132V162H129ZM133 163H134V161H133ZM177 163V162H176ZM181 163V162H180ZM261 163V164H262ZM123 164V167H124V163H122ZM227 164H228V162H227ZM259 165V166H264L263 164L262 165ZM121 165V164H120ZM127 165H128V163H127ZM127 165H125L126 166V168H129V167H127ZM177 165V164H176ZM179 165V164H178ZM181 165H182V163H181ZM180 165V166H181ZM130 166H132V165H130ZM142 166H144V165H142ZM26 167V166H25ZM107 167V166H106ZM119 167H121V166H119ZM173 167V166H172ZM104 168V167H103ZM125 168V169H126ZM131 168V167H130ZM129 168V169H130ZM159 168H160V166H159ZM180 168V167H179ZM227 168V167H226ZM100 169V168H99ZM105 169H107V168H105ZM94 170V169H93ZM121 170V169H120ZM132 170V169H131ZM154 170V169H153ZM152 170V171H153ZM162 170V169H161ZM165 170V169H164ZM168 170V169H167ZM172 170V169H171ZM174 170V169H173ZM178 171L179 169L177 168V166H176V168H175V171ZM225 170H228V168L227 169H225ZM263 170V169H262ZM110 171V170H109ZM122 171V170H121ZM125 171V170H124ZM123 171V174H122V172L120 173V176H118L116 173V175L117 176H115V177H103V178H101V179H99V180H97V182L95 183V185H91V187L92 186H94V187H92L94 190L93 191H95L94 193L95 194H97L96 195V197H106V196H112V195H116L117 196V194H119V193H117V190H119V186H125V190H124V193L123 194H126V197H127V200L125 199V202L127 201V203L128 204H130V208H131V210H132V213H133V215L131 214L130 215V213H129V215L130 216H132V217H130L129 218V216L127 217V218H129L130 220V223H131V218H135V221L133 222V220H132V225H134L135 227H137V225H141V216L140 215H143L142 213H146L145 215H144V217L146 216L147 218H145V219H147L149 222H151V221H153L154 219L155 220H157V222L158 221H160V220H158V219H156L157 217H159L160 218V216H157V213H155L156 212V210H158V208L161 206V204L162 203H164L163 201H164V197H172V195L173 194H175V193H173V189L175 188V191H176V186L177 187H180V186H183L182 184H183V177H182V179H181V183L179 182L180 181V177H181V174L179 175L180 177L177 179V177H174V175L177 173V171L176 172H173V171H171V175H172V177L170 176L169 177V183H170V185L169 184H167L168 182H167V180H166V184H164L165 183V181H164V179L162 180V179H160V178H156L155 176H152L150 179H148V180H146V181H144V180H141L139 177H140V174L141 173H139V171L137 172V170H132V171H130V170H127L126 169V171L124 172ZM135 171L137 172V173H135ZM229 171V170H228ZM255 171V170H254ZM264 171V170H263ZM23 172H25V171H23ZM36 172V171H35ZM34 172V173H35ZM39 172V171H38ZM103 172V171H102ZM159 172V171H158ZM168 172V171H167ZM261 172V171H260ZM19 173V172H18ZM30 173V172H29ZM169 173V175H170V172H168ZM168 173H167V175H168ZM173 173H175L174 175H173ZM178 173H180V170H179V172ZM178 173L176 174V175H178ZM234 173V172H233ZM235 173H234V177L235 178H237L236 176L237 175H235ZM253 174H254V172H252ZM27 174V173H26ZM38 174V173H37ZM80 174V173H79ZM230 174V173H229ZM228 174V175H229ZM10 175V174H9ZM9 175H7L8 177H9ZM32 175H33V173H32ZM162 175V174H161ZM167 175H166V177H167ZM168 175V176H169ZM175 175V176H176ZM223 175L226 177L227 176V178H225V179H223ZM11 176V175H10ZM35 176V175H34ZM76 176V175H75ZM97 176V175H96ZM102 176V175H101ZM110 176H112V174L110 175ZM164 176H165V174H164ZM183 176V175H182ZM230 176V175H229ZM254 176V175H253ZM24 177V176H23ZM27 177V176H26ZM30 177V176H29ZM33 177V176H32ZM81 177H82V175H81ZM87 177H88V175H87ZM100 177V176H99ZM160 177H162V176H160ZM263 177V176H262ZM261 177V178H262ZM17 177H14V175L12 176V178L11 179H9V181H6V182H3V184L1 183V189L3 190V192H9L11 189H14L15 187H17V185H19V179H20V177H18L17 179H16ZM31 178V177H30ZM34 178V177H33ZM79 178V177H78ZM90 178V177H89ZM94 178V177H93ZM96 178V177H95ZM97 178H98V176H97ZM251 178V177H250ZM5 179V178H4ZM7 179V178H6ZM81 179V178H80ZM87 179V178H86ZM85 179V180H86ZM90 179H92V178H90ZM89 179V180H90ZM158 179H160V180H158ZM264 179V178H263ZM3 179H1V181H2ZM8 180V179H7ZM48 180V179H47ZM84 180V179H83ZM88 180V179H87ZM95 180V179H94ZM179 180V181H178ZM234 180L235 179H233V183H234ZM255 180H257V179H255ZM44 181V180H43ZM53 181V180H52ZM96 181V180H95ZM236 181H238V180H236ZM259 181V180H258ZM263 181V180H262ZM71 181H69V183H70ZM82 182V181H81ZM80 182V183H81ZM92 182V181H91ZM179 182V183H178ZM228 183H229V180L227 181ZM227 182H225V184H227L228 186H229V184L227 183ZM240 182H239V184H240ZM251 182H252V180H251ZM44 183V182H43ZM73 183V182H72ZM86 183V182H85ZM89 183V182H88ZM93 183V182H92ZM185 183H186V181H185ZM253 183V182H252ZM52 184V183H51ZM55 184V183H54ZM65 184V183H64ZM74 184H76V183H74ZM84 184V183H83ZM178 184H181V185H179L178 186ZM211 184H213V185H215L214 187H213V185H212V187L213 188H216L217 189V193L216 194H214V190L215 189H212L214 192H212V194H213V196H212V194L211 195H209V193H208V188H209V186L211 185ZM224 184V185H225ZM256 184V183H255ZM262 184V183H261ZM66 185V184H65ZM67 185H68V183H67ZM226 185V186H227ZM233 185L234 184H232V187H233ZM50 186V185H49ZM62 186V185H61ZM69 186V185H68ZM80 186V185H79ZM89 186V185H88ZM185 186V187H184ZM183 186V190L182 191H184V193H185V190L187 189L186 187H187V184L186 185H184ZM227 186V188H229ZM235 186V185H234ZM262 186V185H261ZM54 187V186H53ZM56 187H57V184H56ZM59 187V186H58ZM70 187V186H69ZM223 187V188H222ZM256 187V186H255ZM60 188V187H59ZM65 188H68V187H65ZM64 188V189H65ZM70 188H72V187H70ZM69 188V189H70ZM171 188V189H170ZM181 188V187H180ZM186 188V189H185ZM226 188V189H227ZM237 188V187H236ZM241 188V187H240ZM56 189H58V188H56ZM62 189V188H61ZM182 189V188H181ZM181 189H179L178 191H180ZM238 189V188H237ZM244 189V188H243ZM249 189H250V187H249ZM262 189V188H261ZM1 190V191H2ZM26 190V189H25ZM63 190V189H62ZM90 190V189H89ZM173 190V191H172ZM236 190V189H235ZM259 190V189H258ZM64 191V190H63ZM82 192V191H85V190H78L77 192ZM187 191V190H186ZM245 191V190H244ZM247 192H244V193H241V195H238L235 191H234V189H232V195H233V202H232V204H231V206L230 207H232L231 209H230V211H234L235 212V209L240 205V204H250V206H251V210L253 211V209L256 207V205L259 203V201H255V199H253V195H252V197L250 196V194L249 193H251V192H249L248 191V189L246 190ZM264 191V190H263ZM57 192V191H56ZM65 192V191H64ZM177 192V191H176ZM224 192H225V189H224ZM59 193V192H58ZM62 193V192H61ZM93 193V192H92ZM179 193V192H178ZM223 193V194H222ZM254 193V192H253ZM72 194V193H71ZM187 194V193H186ZM229 194H231L230 193V190H229ZM262 194V193H261ZM68 195V194H67ZM79 195V194H78ZM179 195V194H178ZM188 195V194H187ZM258 195H260V193L258 194ZM82 196V195H81ZM93 196V195H92ZM109 196V197H110ZM119 196H123L124 197V195H120L119 194ZM177 196V195H176ZM180 196V195H179ZM184 196H186V195H184ZM228 196V195H227ZM70 197V196H69ZM113 197V196H112ZM118 197V196H117ZM188 197H190V196H188ZM232 197V196H231ZM230 197V198H231ZM257 197V196H256ZM259 197V196H258ZM257 197V198H258ZM261 197V196H260ZM68 198V197H67ZM71 198V197H70ZM119 198V197H118ZM125 198V197H124ZM168 198V199H169ZM176 200L177 199H179L178 197L176 198V197H174ZM187 198V197H186ZM185 198V199H186ZM191 198V197H190ZM92 199V198H91ZM167 199V200H168ZM172 199V198H171ZM169 200L168 202H171V205H170V207H171V212L172 213H177V214H180V215H182V229H183V232H186L185 234H184V236L185 235H190L189 233H191L192 231H194V230H197V234L195 235V236H193V237H191L190 239H188V240H184V241H186V242H184L183 240H181L180 242H178V244L177 243H172V244H174L173 246H172V244L170 243V245H167L166 243H165V245L164 244H161V246H158V245H155L156 243H157V241H156V243L153 245V244H151L150 242L151 241H149L148 242V249L149 250H153V252H150V253H153L154 255H152V254H150V253H148L149 252V250H147L148 252L146 253L145 252V254L144 255H141V256H138V255H136V256H138V257H136L135 256V253H134V255L132 254V258H136V259H134L135 261L136 260H138V262L137 263H133V262H131V263H129V261H128V263H126L127 261H124V264H146V263H148V262H151V264H221L220 262H221V260L219 259L221 256H220V254H221V250L217 247V245H215L214 247L211 245L210 247H211V249H208V250H206L207 248H205L204 246H205V242H206V240H205V234H204V230H208V229H200L199 227L202 225L201 224V217L197 214H193V213H190V211H196L197 212V210L195 209V210H189L190 208L188 207V205H190V203L189 202H181V201H185V200H183L182 198V200L181 199H179L178 201H180V202H176L174 199L173 200ZM227 199H229V198H227ZM252 199H253V201H252ZM108 200V199H107ZM116 200H117V198H116ZM166 200V199H165ZM186 200H188V199H186ZM230 200V199H229ZM95 201V200H94ZM110 201V200H109ZM205 201V202H204ZM227 201V200H226ZM231 201V200H230ZM229 201V202H230ZM97 202V201H96ZM112 202V201H111ZM167 202V203H168ZM228 202V203H229ZM166 203V202H165ZM164 203V204H165ZM189 203V204H188ZM225 203V202H224ZM223 203V204H224ZM228 203H226L227 204V206L226 207H228ZM28 204H29V202H28ZM33 204V203H32ZM106 204V203H105ZM170 204V203H169ZM37 204L35 203V205L34 206H36ZM107 205V204H106ZM167 205V204H166ZM6 206V205H5ZM9 206V205H8ZM14 206V205H13ZM66 206V205H65ZM80 206V205H79ZM110 206H111V204H110ZM162 206H165V205H162ZM12 207V206H11ZM30 207V206H29ZM37 207V206H36ZM35 207V208H36ZM40 207V206H39ZM55 207V206H54ZM75 207V206H74ZM116 207V208H115ZM119 207L120 206H114V208L115 209H113L114 211H112L113 213H115V212H119V213H121L122 212V207H121V209H119ZM166 207V206H165ZM168 207H169V205H168ZM169 207V208H170ZM206 207V206H205ZM208 207V206H207ZM230 207H228V208H230ZM34 208V207H33ZM35 208H34V210H35ZM58 208V207H57ZM62 208V209H61ZM61 208H59V212L60 213H62L63 215H65V214H67V213H65L64 214V210H63V207H61ZM79 208V207H78ZM161 208V207H160ZM163 208V207H162ZM227 208V210L229 211V209ZM8 209V208H7ZM10 209V208H9ZM17 209V208H16ZM61 209V210H60ZM72 209V207H70V209H69V207H68V210H65L66 212L68 211V214H71V216L73 217V219L74 220H76L75 218H77V220L78 219H80V218H78V217H80L82 214L84 215V212L83 213H79V211H76V210H71ZM82 209V208H81ZM84 209V208H83ZM124 210H125V208H123ZM164 209H166V208H164ZM211 209V208H210ZM118 210H121V212L120 211H118ZM226 209L224 210V211H227ZM8 211V210H7ZM14 211V210H13ZM57 211V210H56ZM72 211V212H71ZM81 211H83V210H81ZM80 211V212H81ZM109 211H110V209H109ZM126 211V210H125ZM128 211V210H127ZM126 211V212H127ZM198 211H200L199 209H198ZM223 211V212H224ZM11 212V211H10ZM15 212H17V210L15 211ZM19 212H21V211H19L18 210V214L16 213L15 215H17V217L19 218V217H21V214L19 213ZM34 212V211H33ZM58 212V214H60ZM93 212V211H92ZM124 212V211H123ZM128 212H130V211H128ZM166 212V211H165ZM251 212V211H250ZM8 213V212H7ZM109 212H107V214H108ZM10 214V213H9ZM35 214V213H34ZM61 214V215H62ZM79 214H81L80 216H79ZM87 214V213H86ZM86 214H85V216H86ZM90 214H91V212H90ZM112 214V213H111ZM159 215L161 214L160 213V210H159V213H158ZM166 214V213H165ZM164 214V215H165ZM190 214H193V215H190ZM32 215V214H31ZM83 215L81 216V217H83ZM93 215V214H92ZM91 215V216H92ZM109 215V214H108ZM107 215V216H108ZM114 215V214H113ZM116 215V214H115ZM148 215V216H147ZM162 215V214H161ZM195 215V216H194ZM22 216H23V214H22ZM70 216V217H71ZM84 216V217H85ZM97 216V215H96ZM106 216V215H105ZM111 216V215H110ZM109 216V217H110ZM117 216V215H116ZM157 216V217H156ZM165 216H167V215H165ZM190 216V217H189ZM1 217V216H0ZM8 217H9V215H8ZM61 217V216H60ZM66 217V216H65ZM89 217L90 216H87V218H88V220H89ZM120 217V216H119ZM141 217V218H140ZM144 217H143V219H144ZM23 218V217H22ZM62 218H64V217H62ZM87 218H85V219H87ZM94 218V217H93ZM162 218V217H161ZM169 218V217H168ZM10 219V218H9ZM11 219H13V217L11 218ZM15 219H17V218H15ZM92 221H94L93 223L95 224V221L96 220H99V219H92V217L90 218ZM107 219V218H106ZM113 219V218H112ZM142 219V220H143ZM165 219V217L163 218V220ZM171 219H173V218H171ZM14 220V219H13ZM33 220V219H32ZM72 220V219H71ZM74 220H73V222H74ZM80 220H82V219H80ZM80 220H78V221H80ZM83 220H84V218H83ZM102 222H103V220L102 219H100ZM147 220H146V222H147ZM162 220V221H163ZM175 220V219H174ZM10 221V220H9ZM17 221V220H16ZM85 221V220H84ZM90 221V220H89ZM143 221H145V220H143ZM173 221V220H172ZM178 221V220H177ZM39 222V221H38ZM76 222V221H75ZM81 222V221H80ZM88 222V221H87ZM97 222V221H96ZM99 223H100V221H98ZM98 222H97V224H98ZM108 222V221H107ZM149 222H148V224H149ZM179 222V221H178ZM177 222V223H178ZM14 223H15V221H14ZM18 223H20V222H18ZM92 223V222H91ZM90 223V224H91ZM92 223V224H93ZM104 223H105V220H104ZM154 223V222H153ZM180 223V222H179ZM181 223L179 224L180 226H181ZM5 224V223H4ZM29 224H30V222H29ZM103 224V223H102ZM151 224V223H150ZM170 224V223H169ZM32 225V224H31ZM144 225V224H143ZM26 226V225H25ZM53 226V225H52ZM101 226V225H100ZM145 226V225H144ZM149 226V225H148ZM147 226V227H148ZM166 226V225H165ZM168 227H169V225H167ZM173 226V225H172ZM176 226V225H175ZM5 227V226H4ZM65 227V226H64ZM140 227V226H139ZM162 227V226H161ZM171 227V226H170ZM170 227L169 228H167L166 229V227H163V228H165V230L164 229H162V231H161V233L162 232H166L167 234L169 233V231H170ZM41 228V227H40ZM52 228V227H51ZM144 228V227H143ZM156 228V227H155ZM173 228V227H172ZM179 228V227H178ZM43 229V228H42ZM49 229V228H48ZM63 229V228H62ZM76 229V228H75ZM131 229V228H130ZM140 229V228H139ZM153 229H154V227H153ZM174 229V228H173ZM176 230H177V228H175ZM65 230V229H64ZM142 230V229H141ZM175 230V231H176ZM180 230V229H179ZM57 231V230H56ZM61 231V230H60ZM67 231V230H66ZM71 231V230H70ZM69 231V232H70ZM73 231V230H72ZM77 232H78V230H76ZM149 231V230H148ZM10 232V231H9ZM42 232V231H41ZM46 232V231H45ZM64 232V231H63ZM69 232H66L65 234H67L68 235V233ZM130 232V231H129ZM145 231H143V233H144ZM160 232V231H159ZM173 232V231H172ZM177 232V231H176ZM57 233V232H56ZM72 233V232H71ZM71 233L69 234V235H71ZM136 233H137V231H136ZM141 233V232H140ZM147 233V232H146ZM157 233V230H156V232L154 233H151L150 234V232H149V234L150 235H152V236H155L154 234H156ZM166 233H164V234H166ZM180 233V232H179ZM178 233V234H179ZM207 233V232H206ZM52 234V233H51ZM64 234V239H65V235ZM74 234V233H73ZM73 234L71 235V236H73ZM173 234V233H172ZM55 235V234H54ZM60 235V234H59ZM68 235V236H69ZM161 235H163V234H161ZM183 235V234H182ZM68 236L66 237V240L67 239H69L71 236H69V238H68ZM142 236V235H141ZM160 236V235H159ZM174 236V235H173ZM151 236H148V238H150ZM164 237V236H163ZM182 237V236H181ZM2 238H3V234H2ZM132 238V237H131ZM135 238V237H134ZM138 238V237H137ZM136 238V240H139V239H137ZM153 238H155V237H153ZM158 238H161V237H158ZM0 239H1V237H0ZM60 239H62V238H60ZM64 239H63V242H64ZM140 239H142V237L140 238ZM179 239V238H178ZM6 240V239H5ZM69 240H71V242H72V237L69 239ZM130 240V239H129ZM144 241L143 242H145V243H147L146 241H147V239H143ZM146 240V241H145ZM165 240H167V239H165ZM175 240V239H174ZM190 240V241H189ZM68 241V240H67ZM66 241V242H67ZM188 241V242H187ZM155 242V241H154ZM160 242V241H159ZM182 242V243H181ZM29 243V242H28ZM134 243H136V242H133V243H131V244H134ZM164 243V242H163ZM67 244V243H66ZM137 244V243H136ZM140 244V243H139ZM160 244V243H159ZM147 245V244H146ZM176 245V246H175ZM179 245H181L182 246V249H183V251H182V254H180L181 252H179V251H181L178 247H179ZM31 246V245H30ZM29 246V247H30ZM71 246H72V244H71ZM129 246V245H128ZM135 246V245H134ZM137 246V245H136ZM171 246V247H170ZM180 246V247H181ZM207 246V245H206ZM26 247V246H25ZM113 247V246H112ZM209 247V248H210ZM1 248V247H0ZM31 248V247H30ZM126 248V247H125ZM128 248H130V247H128ZM205 248V249H204ZM32 249V248H31ZM34 249V248H33ZM122 249V248H121ZM147 249V248H146ZM145 250V249H144ZM102 251V250H101ZM110 251V250H109ZM127 251V250H126ZM125 251V252H126ZM131 251V250H130ZM140 251V250H139ZM26 252V251H25ZM27 252H28V250H27ZM107 252V251H106ZM119 252H121V251H119ZM133 252H135V251H133ZM32 253V252H31ZM116 253V252H115ZM139 253V252H138ZM144 253V252H143ZM126 254H127V252H126ZM109 255V254H108ZM222 255V254H221ZM67 256V255H66ZM128 256V255H127ZM135 256V257H134ZM69 257V256H68ZM90 257V256H89ZM80 258V257H79ZM78 259V258H77ZM76 260V259H75ZM94 260V259H93ZM132 260V259H131ZM65 261V260H64ZM114 261V260H113ZM68 262V261H67ZM75 262V261H74ZM78 262H80V261H77V264H82V263H78ZM115 262H118L117 260L115 261ZM112 263V264H116V263ZM123 262V261H122ZM76 263V262H75ZM110 263V264H111ZM258 263V262H257ZM66 264V263H65ZM69 264H74L72 261L69 263ZM88 264V263H87ZM99 264H101V263H99ZM118 264H122V263H118Z\"/></svg>", "mask_w": 264, "mask_h": 264}]
</instances>
